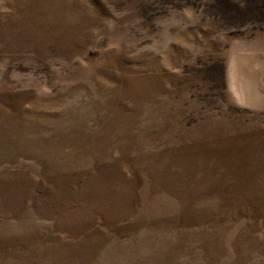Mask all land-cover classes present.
Masks as SVG:
<instances>
[{
    "label": "rangeland",
    "instance_id": "rangeland-1",
    "mask_svg": "<svg viewBox=\"0 0 264 264\" xmlns=\"http://www.w3.org/2000/svg\"><path fill=\"white\" fill-rule=\"evenodd\" d=\"M0 264H264V0H0Z\"/></svg>",
    "mask_w": 264,
    "mask_h": 264
}]
</instances>
